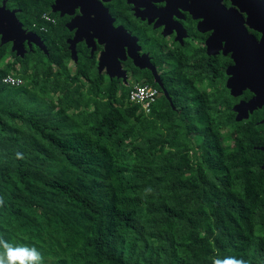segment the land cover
Wrapping results in <instances>:
<instances>
[{
    "label": "trees",
    "instance_id": "16d2710c",
    "mask_svg": "<svg viewBox=\"0 0 264 264\" xmlns=\"http://www.w3.org/2000/svg\"><path fill=\"white\" fill-rule=\"evenodd\" d=\"M46 11L49 55L0 44V239L44 264H264V107L236 119L228 57L176 67L146 113L130 91L158 85L106 80L83 47L72 69Z\"/></svg>",
    "mask_w": 264,
    "mask_h": 264
},
{
    "label": "flooded vegetation",
    "instance_id": "af4514ba",
    "mask_svg": "<svg viewBox=\"0 0 264 264\" xmlns=\"http://www.w3.org/2000/svg\"><path fill=\"white\" fill-rule=\"evenodd\" d=\"M41 6L46 7L48 11L44 13L53 19L55 25L65 26L63 37L69 49V40L76 37L79 40L78 55L79 47L85 48V55L96 60L94 69L108 81L130 86L142 76V80H153L158 85L159 98H172L168 87H173L174 80H180L174 75L176 67L187 68L194 79L197 66L203 65L198 56L208 61L228 57L230 62L225 69L227 86V69L235 62L231 53L224 54L220 48L219 37L211 39L214 27H210L209 22L211 17L233 11L230 0H0V44L9 47L11 60L24 57L35 47L49 55L42 32L30 24L38 17ZM107 10L114 27L122 25L127 31L109 26L111 18ZM243 16L247 15L243 13ZM97 20L102 21L100 27ZM9 21L10 24L13 22V33H10ZM19 23L23 31L18 30ZM41 29L47 30L46 27ZM249 31L257 39L261 38V34L256 35L252 29ZM33 32L41 36L46 51L34 43ZM12 34L13 40L2 41L3 36L6 38ZM99 39L104 42L100 43ZM107 45L110 47L106 50ZM18 52H24V55ZM179 59L184 63L180 64ZM71 61L76 64L79 59L75 62L71 56ZM248 91L251 92L245 90L241 96H236L239 98L235 104L254 96L253 92L247 96Z\"/></svg>",
    "mask_w": 264,
    "mask_h": 264
},
{
    "label": "water",
    "instance_id": "95a60500",
    "mask_svg": "<svg viewBox=\"0 0 264 264\" xmlns=\"http://www.w3.org/2000/svg\"><path fill=\"white\" fill-rule=\"evenodd\" d=\"M230 1L232 3V6L235 7V9L242 14V17L245 21L251 18L249 11H245L244 9L239 8V5L236 2V0H230ZM233 7L232 9H234ZM251 11L257 16L264 13V0H252ZM107 13L111 18V15L108 10ZM243 13H245L247 16L244 17ZM7 23L10 24V21ZM97 23H98V27H100L102 21L97 20ZM11 24H10V29H12V32L10 33H13L15 31L13 22H11ZM109 26L113 27L114 30L123 29L127 31L122 25L118 27H114L112 18H111V22H109ZM249 29L259 32L261 34V38L257 39V37L254 34L250 33ZM18 30L23 31L22 25L20 23ZM245 30H246V34H245ZM3 35H6V33L4 32ZM216 37H219V44L221 46L220 48L223 49L224 54L231 53L232 58L234 59L235 62L227 69V74L229 75L227 81V87L230 89L231 94L234 96H240L243 94L245 90H250L251 92L254 93V96L251 99H249L248 101L242 100L239 103L235 104L233 107V110L237 114L236 119L238 121H241L243 119H248L251 113H253L255 110L259 108L264 107V28H261L259 25L254 26L252 24L246 23L244 24L243 29L228 35L227 38H224V34L218 32L217 28H214V32L213 35L211 36V39ZM13 38H14L13 34L6 38L5 36H3L2 41L3 42L11 41L13 40ZM32 39L34 43L39 44L42 48L45 49V51L47 50V47L44 41L42 40L41 36H38L36 33L33 32ZM77 41L79 40L76 39V37L72 40H69L71 56L75 62H77L79 59L78 50H77ZM99 42L103 43L104 41L99 39ZM14 46L16 47V42ZM109 47L110 45H107L106 50ZM209 48H210V44H209ZM106 50L103 52V56L105 55ZM93 51H94V47H93ZM210 53L215 54V52L212 51H210ZM18 54L23 56L24 52H18ZM241 54L245 62V71L243 75H241L239 72L240 63L238 62L239 59L241 58ZM103 56L101 57L100 66L103 61ZM167 95H169L168 92ZM260 122L264 123V118ZM261 149L264 150V147H261Z\"/></svg>",
    "mask_w": 264,
    "mask_h": 264
},
{
    "label": "snow or ice",
    "instance_id": "6c2138e0",
    "mask_svg": "<svg viewBox=\"0 0 264 264\" xmlns=\"http://www.w3.org/2000/svg\"><path fill=\"white\" fill-rule=\"evenodd\" d=\"M236 2L238 3L239 8L249 11L251 16L250 19L245 21L242 17V14L234 8L232 12L220 13L211 18L209 26L217 28L218 32L224 34V38H227L228 35L243 29V26L246 23L252 24L254 26L259 25L261 28H264V13L257 16L251 11L252 0H236ZM238 62L240 63L239 72L241 75H243L245 71V62L242 54Z\"/></svg>",
    "mask_w": 264,
    "mask_h": 264
},
{
    "label": "clouds",
    "instance_id": "9594fccd",
    "mask_svg": "<svg viewBox=\"0 0 264 264\" xmlns=\"http://www.w3.org/2000/svg\"><path fill=\"white\" fill-rule=\"evenodd\" d=\"M0 248L3 249L0 264H44V256L35 246L16 245L0 239ZM213 264H244V261L235 257H225L223 260H213Z\"/></svg>",
    "mask_w": 264,
    "mask_h": 264
},
{
    "label": "built area",
    "instance_id": "2783aa9c",
    "mask_svg": "<svg viewBox=\"0 0 264 264\" xmlns=\"http://www.w3.org/2000/svg\"><path fill=\"white\" fill-rule=\"evenodd\" d=\"M43 18L48 21H53V19L46 13H44ZM4 81L11 85H19L22 83V79L13 73L8 74L4 78ZM157 95L158 90L155 87L148 83H140L130 91V100L132 102L140 103L145 112L149 113L152 105L157 101Z\"/></svg>",
    "mask_w": 264,
    "mask_h": 264
},
{
    "label": "rangeland",
    "instance_id": "374dc122",
    "mask_svg": "<svg viewBox=\"0 0 264 264\" xmlns=\"http://www.w3.org/2000/svg\"><path fill=\"white\" fill-rule=\"evenodd\" d=\"M11 59H12V55L9 54L6 60H8L10 62V61H12ZM74 66H75L74 62H70V67H72V69L75 68ZM135 83L136 82L132 83V85L135 84ZM55 97L57 98V95L56 94H55ZM1 239L8 240V236L7 235H3L1 237ZM47 243H48V245H51V242L48 241Z\"/></svg>",
    "mask_w": 264,
    "mask_h": 264
}]
</instances>
